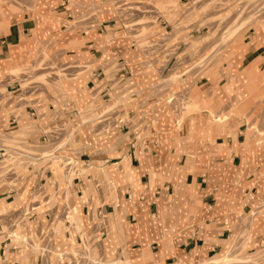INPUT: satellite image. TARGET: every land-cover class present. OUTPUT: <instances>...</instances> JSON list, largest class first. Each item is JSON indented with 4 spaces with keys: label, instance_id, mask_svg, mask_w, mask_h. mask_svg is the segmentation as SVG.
Masks as SVG:
<instances>
[{
    "label": "crops",
    "instance_id": "1",
    "mask_svg": "<svg viewBox=\"0 0 264 264\" xmlns=\"http://www.w3.org/2000/svg\"><path fill=\"white\" fill-rule=\"evenodd\" d=\"M163 1L0 0V72L44 52L65 68L87 67L65 81L63 96L41 86L23 109L28 117L20 114L40 128L66 125L79 152H68L70 177V162L47 165L49 205L35 192L45 183L39 173L0 194V211L28 205L23 229L36 237L28 250L0 240V264H55L79 252L78 231L104 264H264V32L233 37L219 50L223 65L169 86L168 73L188 61L185 45L203 53L208 29L199 13L187 16L200 0H175L167 14L155 6ZM123 3L139 8L130 24L147 30L144 44L124 28ZM171 87H180L174 96L187 89L192 111L174 109ZM91 98L98 116L112 107L94 123L77 115ZM8 103L1 102L0 133L8 129ZM93 169H102L105 191ZM47 237L54 251L31 254ZM234 242L243 243L241 254L232 253Z\"/></svg>",
    "mask_w": 264,
    "mask_h": 264
},
{
    "label": "rangeland",
    "instance_id": "2",
    "mask_svg": "<svg viewBox=\"0 0 264 264\" xmlns=\"http://www.w3.org/2000/svg\"><path fill=\"white\" fill-rule=\"evenodd\" d=\"M222 1L223 0H200L198 1L200 3L198 7L192 6V8L189 9L187 16L199 13L200 18L204 19V21L206 22V26L208 29L206 39L208 40V42H206L203 46L207 48L203 50V53L198 54L202 49L193 50V46H189L188 44H186L184 52L188 53V61L184 60L182 62V66L189 67L194 63L196 64L192 69L189 68L190 70H188V72L186 73H183L186 68L184 69L182 66L170 71L171 73H168L167 77L164 80V83H167V85L171 86V83H177L182 79H186L187 77H189V73L192 74L193 72H195V70L197 71L199 69L205 70L204 73L207 74L210 70L215 69L217 66L223 65V60L220 57L221 53H219V50L220 48L224 47L229 41H231L233 37L247 33L248 29H261L264 32V0H239L238 2L232 0V3L230 2V6H227L226 9L220 10L221 8L219 9V7L221 6L220 4ZM174 3L175 0H167L161 3H155V6L159 11L167 14V12L169 11L168 8H170V6H172ZM173 17L174 15L168 16V18L170 19ZM143 19L144 17H142L138 22L142 21ZM129 28L133 29V31L131 32H133L134 34H139L141 36L140 44H144L145 42L143 39L145 38L147 30L144 29L142 25L140 26V29H137L136 26L131 27L130 24ZM214 54H216V58L213 64V61L210 62V59ZM61 62L62 61L60 57H51L44 52L41 53L36 59H32L30 62H25L18 65L8 63L5 72H0V77H2V75L5 73H10L11 75H14L13 81L18 82L20 87L27 86L29 82H38L39 84L36 85H41L44 87L50 84L51 87H53L63 96V94L65 93V81L71 79L70 77L78 75V71L87 67H78L72 69L65 68V65H63ZM109 66H111V62L104 61L102 67L104 69H107ZM225 69L227 71L226 67ZM7 79L8 82H13L10 77H8ZM108 79L109 87H111L112 89L118 88L119 82L115 83L116 81H118L116 77L108 76ZM10 89L12 88H8V90ZM179 89L180 87H171V95L173 97L172 106L174 107V109L181 112V115H183L184 113L192 110H190L188 107L190 103L187 89H185L178 96H174L173 93H175V91ZM14 94L15 93H13L12 95ZM24 94L26 93L22 92L20 93V95H16V97L19 96L24 98ZM95 94L98 95L97 92H95ZM16 97L14 99H18ZM26 98L27 97H25V99ZM93 101L94 98H91L89 104L87 103V106H85L82 111L77 113V115L83 121H85V119H88L90 120L88 122L94 123L96 120L112 110V107L108 108L107 110H105V112H103L102 115L98 116L97 112L100 104H95ZM23 109V104L20 105L19 103L15 111L21 114L22 119H25L28 117V115L23 113ZM23 115H26L27 117ZM47 115V117H49L48 120H51L48 111ZM29 123H31V121H19L16 126L5 129L3 130L4 132L0 133V194L5 195L6 189L13 187L18 181H25L28 177L39 173L40 179H44L45 183H41V185L40 182H37L35 185V192H40L41 194L43 193L44 200L47 199V205H49V203L51 202V200L49 199L51 194L53 193V190H46V182L48 181L47 177L45 176V171L48 168L47 165L51 162L53 165L54 163H57V161H60L62 165L70 162L65 166V168L69 171L67 175L68 177H70L72 173V171L70 172V166H72L74 162L72 159L67 157V155L69 151L79 152V148L78 144L74 143L73 141V137L71 135L73 132H70L66 125L57 126V124L54 122L52 123V125L40 128L37 124L31 125ZM19 128L23 129L20 137L18 136L19 134L17 133V131H15ZM45 128L49 129L45 130ZM44 130L47 132H53L54 134H52V136H54V138H51L48 141L41 140L40 135ZM43 152L46 153L45 156L42 155ZM17 164H19L20 167ZM27 166L28 168H31V172H28L29 169L27 170ZM93 171L95 175L93 174V172L91 173L93 174L95 179L99 180V187L105 191L109 185H105L101 181V179L103 178L100 177L104 176L102 169H100L99 171L93 169ZM36 196L40 201V196L38 194ZM26 208L27 206L23 208V211H26ZM68 215L69 212L65 216L67 217ZM1 222L4 223V221H0V223ZM24 224L25 219L23 225ZM67 225L73 226L71 222H68ZM65 227L66 226H64V228ZM23 228L24 227L19 224H15V227L12 229H5V227H3V233L0 232V240L4 239L5 236H8V238L10 239V245H27L28 250L29 243L33 244V240H36V237L27 236ZM12 231L20 232L21 235L19 236V238L15 239L11 237L10 234ZM78 234L81 238L84 239L82 247L78 249V253H81L83 250L82 254L87 257L86 252H94V259H90V257H88L94 262V260H96L98 256L96 250H90L91 247L87 246V235L81 234L79 231ZM49 243L50 240L49 237H47L44 242L38 243L39 247H37V250L31 254L40 256L49 254L51 250L54 251L53 248H51L52 244L50 246ZM242 244L243 243L237 244L234 242L231 245L232 253L237 255V253L240 252L241 254V252L244 250V245Z\"/></svg>",
    "mask_w": 264,
    "mask_h": 264
},
{
    "label": "built area",
    "instance_id": "3",
    "mask_svg": "<svg viewBox=\"0 0 264 264\" xmlns=\"http://www.w3.org/2000/svg\"><path fill=\"white\" fill-rule=\"evenodd\" d=\"M118 12L120 13V16L123 18L124 21V28H126L128 31L131 30L133 31V29H128L127 25L131 23L132 21V17L134 12H138L139 8L133 6L132 4L130 5L129 3H123L121 5L118 6ZM154 9V7H153ZM135 25L131 26L134 27ZM130 33V31H129ZM132 35H135L134 33H131ZM8 77L11 78V80L13 81V77L14 75H11L10 73H5L2 75V77H0V106H1V102L5 103V100L8 101V105H6V107H8L6 110V113L9 115V121L7 122V128L16 126L18 124L19 121V117L20 114L15 111V109L17 108V105L20 103V105L23 104V108H30L33 105V98L34 96L37 94L39 88L41 87V85H36L39 84L38 82H29L27 84V86L25 87H20V85L18 84V82L13 81V82H8ZM8 88H12L10 90H8ZM26 93L24 94V98L23 97H19L16 95H20V93ZM13 93H15L14 95H12ZM18 98V99H14V98ZM25 97H27L25 99ZM1 112V109H0ZM31 112H34L31 110ZM32 114V113H31ZM31 114H29L31 116ZM1 116V113H0ZM4 116V114H3ZM49 128H45V130H48ZM43 131L42 134L40 135L41 140H49L51 138H54V136H52V134H54L53 132H47V131ZM48 134V135H47ZM28 206V205H27ZM30 206V205H29ZM26 207V206H24ZM23 207V208H24ZM23 208L20 209H15V210H3L0 211V221H4V223H0V232L3 233V227H5V229H12L15 227V224H19V225H23L24 223V219L25 216L27 215L28 211L26 209V211H23ZM31 208H33L31 206ZM98 224L101 226L103 225L102 219L97 220ZM8 237V236H7ZM6 238V236H5ZM83 238H81V241L79 242V245L81 246V244L83 243ZM87 246L89 247H94L96 249L97 255H98V259L100 260V264H104L102 263L103 261L101 260L103 257L102 255L99 253L97 247L95 245H92L90 242V239L88 238L87 241ZM83 252V250H82ZM75 252V250H71L65 254H63L62 256H59V261L56 262L55 264H91L92 262L85 257L83 254ZM43 256V255H41ZM53 264V263H52Z\"/></svg>",
    "mask_w": 264,
    "mask_h": 264
},
{
    "label": "bare ground",
    "instance_id": "4",
    "mask_svg": "<svg viewBox=\"0 0 264 264\" xmlns=\"http://www.w3.org/2000/svg\"><path fill=\"white\" fill-rule=\"evenodd\" d=\"M19 154V153H18ZM43 156H45L46 155V153L45 152H43V154H42ZM97 171V170H96ZM99 173V172H98ZM82 247V246H81ZM90 250H91V248H90ZM102 260V259H101ZM101 262H100V260L98 259V256H97V259L93 262V264H100Z\"/></svg>",
    "mask_w": 264,
    "mask_h": 264
}]
</instances>
